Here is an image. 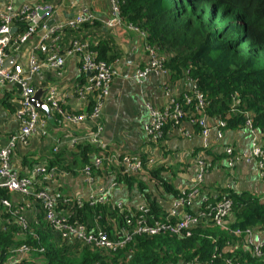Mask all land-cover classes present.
<instances>
[{
    "label": "built area",
    "instance_id": "built-area-1",
    "mask_svg": "<svg viewBox=\"0 0 264 264\" xmlns=\"http://www.w3.org/2000/svg\"><path fill=\"white\" fill-rule=\"evenodd\" d=\"M15 0H5L0 8V85L14 84L19 86L18 108L15 110L14 118L18 124V134L10 137L5 147L0 149V191L9 194V199H0V226L14 227L13 243L0 252V264H47L44 249L35 247L28 242V236H35L32 228L45 223L51 229L54 239L65 246H72L76 243L83 245L93 244L99 251L106 255L114 256L119 250H123L126 244L132 242L135 236H151L160 232L179 233L183 230L190 231L198 226L203 219L212 222L221 228H227L230 223V211L232 202L225 197L220 198L217 191H203L204 177L211 164L202 157H196L197 170L186 188L179 190L174 207L170 211L164 210L163 222L161 218L151 216V209L144 201L133 206L130 201L110 200L114 189L122 184L111 178V188L96 191L92 188L94 182L93 170L105 172L111 177L114 175L135 177L137 180H144L147 171L155 165L153 150H146L132 156H117L114 153L101 152L93 156L91 166L86 165L80 169V173L86 177L90 192L85 197L80 194H73L70 191L60 194L61 183L69 176L66 170L49 166L47 160H40L33 165L30 172L20 176L21 159L18 158L16 150H24L19 155H24L28 147V140L46 134L47 113L33 106L30 99L37 89L32 86L34 76L43 71H50L54 77L59 79L62 76L65 61L76 58L81 64L78 73H81L80 85L74 90V99L80 106L87 103L88 99L93 100V107L90 113L79 112L69 113L63 107L61 89L55 87L44 88L41 101L47 107L48 112L59 117L68 126H77L90 123L86 133L71 141L70 148H76L82 143H89L98 146L96 138L97 131L94 125L100 118L102 101L107 96L110 83L115 77L121 76L120 71L114 65H108L97 61V54L90 49L87 42L71 39L64 47L63 34L70 30H76L86 22L92 24L94 21L90 15L76 14L72 19H56L58 15L56 8L51 4L38 6L25 4L14 10ZM113 18L109 25H120L117 17V8L114 0H110ZM42 12V16L38 13ZM23 17L28 22V29L14 36L11 28L17 18ZM52 24L48 26V21ZM31 23V25H29ZM133 30V29H131ZM136 31V30H134ZM143 39V34H139ZM35 40L33 42L32 39ZM31 42V43H30ZM31 46H27L28 44ZM27 50L25 63H20L21 53ZM147 53V64L136 69L130 75V79L138 85L152 74L162 77L163 85L168 90L169 72L164 70L165 57L147 46H144ZM15 58L16 63H14ZM10 63V67L7 66ZM177 98L168 105L160 106L158 109L148 107V123L143 127L144 141L156 147L164 138V128L168 122H172L179 134L183 137H191L190 129L195 126L199 129V135L204 140L203 149L208 148V137L213 133L217 139H222L226 131V123L219 121L210 125L203 115L202 96L195 90L191 81H186L176 88ZM192 94L197 101L195 111L199 114L198 119L194 114L186 111L178 103L182 96L185 107L192 105ZM79 106V107H80ZM187 122V123H186ZM189 125L186 129L184 125ZM250 135V150L247 153L233 155V150L225 147L224 153L227 156L226 165L233 167L236 161L245 159L255 162L256 174L263 185L264 191V140H260L259 134L252 127L250 120L246 121L244 128ZM58 147L53 146L47 153L50 157L58 152ZM109 152V151H108ZM13 158L15 160H13ZM157 189V184H151ZM229 184L226 189H231ZM159 194L164 197L162 191ZM61 199L59 206L58 200ZM264 199V194L263 198ZM114 203L118 217L112 218V233L100 228H86L80 224L68 222L65 207L72 205L81 208L84 205L96 207L105 203ZM203 206V208H201ZM151 216L153 224L149 225L147 218ZM177 217L178 221L172 223L171 219ZM231 235L237 239L235 246L240 243L242 247L250 246V252L259 253L264 246V232L258 228H248L244 231L234 230ZM36 237V236H35ZM36 239H38L36 237ZM223 253L215 247L209 259L213 261L221 257ZM3 256V259H1ZM90 264H97L95 262ZM177 264H199L196 259L186 262L180 261ZM209 264H212L209 263Z\"/></svg>",
    "mask_w": 264,
    "mask_h": 264
},
{
    "label": "trees",
    "instance_id": "trees-1",
    "mask_svg": "<svg viewBox=\"0 0 264 264\" xmlns=\"http://www.w3.org/2000/svg\"><path fill=\"white\" fill-rule=\"evenodd\" d=\"M114 3L120 23L143 34V46L165 57L163 68L169 72L172 88L188 80L192 82L196 92L202 96L203 115L210 125L224 121L227 130L235 131L244 128L246 121L250 120L254 130L264 137V0H114ZM46 4L51 3L36 5ZM14 27V36H17L28 29V22L19 17ZM92 28L98 30L99 23L86 22L68 32ZM75 40L87 42L96 52L97 61L114 66L118 62L120 55L109 36L102 34L96 43L86 38ZM178 103L198 119L199 114L195 111L197 101L193 94L191 106H184L182 96ZM92 107L93 100L89 98L85 112L90 113ZM169 126L172 127L173 123L168 122L164 134ZM194 132L199 133L197 126ZM100 153L95 145L82 143L74 152L60 148L54 156L45 154L37 160L31 154L17 155L21 159L20 176L30 172L40 160H47L49 166L73 175L82 167L91 166V157ZM93 172L95 176L101 173ZM111 175L129 192L134 189L141 192L151 209V216L161 218L162 222L165 211L154 198L149 184H157L165 194L174 198L180 194L166 179L164 169H149L141 181L135 177ZM217 192L220 198L225 197L232 202L227 228L203 219L190 231L136 235L114 256L104 254L93 244L82 246L76 243L60 247L51 229L42 222L32 228L38 239L29 235L28 242L44 249L47 264H177L194 259L199 264H264V246L258 255L250 252V246L242 247L240 243L235 246L237 239L231 235V231L248 228L264 232V199L233 189L224 188ZM0 199H9V194L0 191ZM58 204L60 206L61 199ZM65 209L70 224L104 229L109 234L112 233L110 220H121L115 204L111 202L96 207L67 205ZM151 216L147 218L149 225L153 224ZM177 221V217L171 219L173 224ZM14 230V227L3 229L0 226V252L13 243ZM215 247L224 254L210 261Z\"/></svg>",
    "mask_w": 264,
    "mask_h": 264
},
{
    "label": "crops",
    "instance_id": "crops-1",
    "mask_svg": "<svg viewBox=\"0 0 264 264\" xmlns=\"http://www.w3.org/2000/svg\"><path fill=\"white\" fill-rule=\"evenodd\" d=\"M18 1L20 0H15V6ZM4 3L5 0H0V8ZM42 3L55 5L58 13L56 19H72L80 13L90 15L99 23L98 30L92 28L78 32H65L62 37L64 47L75 38L84 40L86 38L96 43L103 34L112 39L120 55L115 67L120 71L121 76L115 77L110 83L108 94L102 101L100 118L93 129L97 131L96 138L99 144L96 147L101 152H113L120 157L136 155L144 152V148L145 151L155 148L156 150H153L155 165L152 168L164 169L166 179L172 182L176 190H183L192 181L197 170L195 159L199 156L211 164L204 177L203 191H218L231 184L233 185L231 189L236 192H249L260 199L263 198V185L257 177L255 162L242 159L236 161L231 168L226 165L225 147L231 148L233 155L247 153L250 150V135L243 128L235 131L226 129L222 139H217L212 133L207 140V149H203L204 140L199 133L194 132L193 127L190 129L191 137L181 136L173 125L166 129L163 140L156 147L144 141L143 127L148 123V107L158 109L160 106L170 104L176 100L177 92L171 84L167 85L168 90H166L163 85L164 79L155 74L150 75L142 85L136 84L129 78L136 69L147 64V53L139 33L123 24L109 25V21L113 18L110 0H21L19 7L25 4ZM34 40L35 38L31 42ZM30 43L27 46H31ZM26 52L27 50L21 53V64L25 63ZM12 59L16 63L15 58ZM80 64L76 58L70 57L65 61L61 78H55L50 71H43L33 77L32 86L37 90L59 87L64 94L62 101L67 112L75 113L78 109L79 112H85L87 103L80 106V103L74 99V90L80 85L82 77L81 73H78ZM7 66L10 67V63H7ZM18 100L17 85H0V149L5 147L10 137L18 134V124L13 114L18 108ZM46 124L45 136L39 135L29 139L28 147L23 154H31L37 160L47 154L53 146H57L59 150L64 148L69 153L74 152L76 148L69 147L71 141L78 135H84L90 123L71 127L51 114V116L47 115ZM184 127L190 128L187 124ZM259 138L264 140L262 136ZM23 151L18 149L16 154L19 155ZM208 151L209 154H207ZM75 172L73 175L69 174L64 183H61L60 194L70 191L86 197L90 192L86 177L80 173V170ZM111 178L115 181L112 175L109 177L107 173L101 172L100 175L95 176L92 188L96 191L111 188ZM149 188L165 211L172 205L174 207L176 197L165 194L158 186L154 189L149 184ZM160 190L164 197L159 194ZM110 200L111 202L113 200L130 201L131 205L136 206L144 202L145 197L136 189L129 192L126 187L122 188L118 185ZM55 241L60 247L64 245Z\"/></svg>",
    "mask_w": 264,
    "mask_h": 264
},
{
    "label": "water",
    "instance_id": "water-1",
    "mask_svg": "<svg viewBox=\"0 0 264 264\" xmlns=\"http://www.w3.org/2000/svg\"><path fill=\"white\" fill-rule=\"evenodd\" d=\"M20 5H21V0L16 2V6L14 5V10H17ZM38 14L42 16V12H39ZM52 22H53L52 20L48 21V26L51 25ZM29 25H31V23ZM15 32H16V28L15 27L11 28V33H15ZM43 93L44 92L42 91V89H38L33 95V97L30 99V101L35 108L45 111L48 115L49 114L48 109L41 101V97Z\"/></svg>",
    "mask_w": 264,
    "mask_h": 264
},
{
    "label": "rangeland",
    "instance_id": "rangeland-1",
    "mask_svg": "<svg viewBox=\"0 0 264 264\" xmlns=\"http://www.w3.org/2000/svg\"><path fill=\"white\" fill-rule=\"evenodd\" d=\"M109 5H110V3H109ZM111 7V6H110ZM144 48V47H143ZM226 155V154H225Z\"/></svg>",
    "mask_w": 264,
    "mask_h": 264
}]
</instances>
